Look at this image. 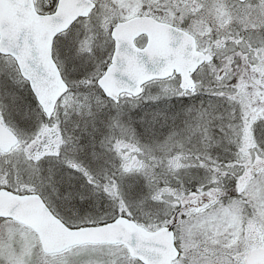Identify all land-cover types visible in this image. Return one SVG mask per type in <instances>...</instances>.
<instances>
[{"label": "snow or ice", "instance_id": "snow-or-ice-1", "mask_svg": "<svg viewBox=\"0 0 264 264\" xmlns=\"http://www.w3.org/2000/svg\"><path fill=\"white\" fill-rule=\"evenodd\" d=\"M0 264H264V0H0Z\"/></svg>", "mask_w": 264, "mask_h": 264}]
</instances>
